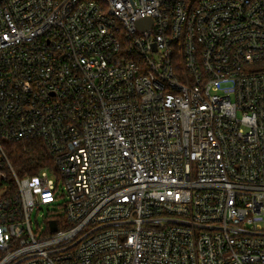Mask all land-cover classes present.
Listing matches in <instances>:
<instances>
[{
  "label": "built area",
  "instance_id": "built-area-1",
  "mask_svg": "<svg viewBox=\"0 0 264 264\" xmlns=\"http://www.w3.org/2000/svg\"><path fill=\"white\" fill-rule=\"evenodd\" d=\"M134 5L0 0V264H264V0Z\"/></svg>",
  "mask_w": 264,
  "mask_h": 264
},
{
  "label": "trees",
  "instance_id": "trees-1",
  "mask_svg": "<svg viewBox=\"0 0 264 264\" xmlns=\"http://www.w3.org/2000/svg\"><path fill=\"white\" fill-rule=\"evenodd\" d=\"M5 149L19 174L36 173L46 164L53 163L46 145L39 139L8 142Z\"/></svg>",
  "mask_w": 264,
  "mask_h": 264
},
{
  "label": "rangeland",
  "instance_id": "rangeland-1",
  "mask_svg": "<svg viewBox=\"0 0 264 264\" xmlns=\"http://www.w3.org/2000/svg\"><path fill=\"white\" fill-rule=\"evenodd\" d=\"M63 200H64V197L63 196L60 197L59 204L62 203ZM55 209H57V208H55ZM48 214H49V211H48L47 207H44V209L40 210L39 212L36 211L34 213L33 219L36 220L40 226H42V225H45V220H46V217L48 216ZM37 226H38L37 224H34L35 231H37V229H38Z\"/></svg>",
  "mask_w": 264,
  "mask_h": 264
},
{
  "label": "water",
  "instance_id": "water-1",
  "mask_svg": "<svg viewBox=\"0 0 264 264\" xmlns=\"http://www.w3.org/2000/svg\"><path fill=\"white\" fill-rule=\"evenodd\" d=\"M131 2H132V5H133L134 9L136 10V7H135V5H134V0H131ZM143 21H144V20H141V21H139V23L142 24ZM53 229H54V230L56 229V224H55L54 221H53Z\"/></svg>",
  "mask_w": 264,
  "mask_h": 264
}]
</instances>
